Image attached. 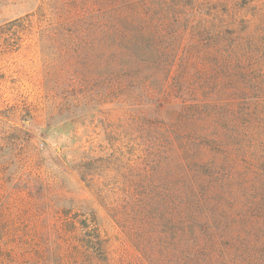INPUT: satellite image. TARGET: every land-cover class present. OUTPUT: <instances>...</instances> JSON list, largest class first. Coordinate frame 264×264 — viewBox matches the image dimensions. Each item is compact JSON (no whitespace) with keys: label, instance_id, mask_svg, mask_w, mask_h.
<instances>
[{"label":"trees","instance_id":"trees-1","mask_svg":"<svg viewBox=\"0 0 264 264\" xmlns=\"http://www.w3.org/2000/svg\"><path fill=\"white\" fill-rule=\"evenodd\" d=\"M214 7L213 0H92L82 14L66 10L63 22L29 14L2 32L10 40L59 37L60 53L96 61L100 99L147 118L150 172L163 157L178 177L149 184L145 197L157 196L162 227L176 230L177 264L264 261L263 46L227 36ZM142 204L137 222L154 210ZM87 221L57 230L52 245L0 248V264L50 263V255L102 264V240L86 235Z\"/></svg>","mask_w":264,"mask_h":264},{"label":"rangeland","instance_id":"rangeland-1","mask_svg":"<svg viewBox=\"0 0 264 264\" xmlns=\"http://www.w3.org/2000/svg\"><path fill=\"white\" fill-rule=\"evenodd\" d=\"M213 2L227 36L258 39L264 53V0ZM91 3L0 0V248L52 245L57 230L88 220L86 235L102 240V264H177L176 230L162 227L166 214L157 196L145 197L149 184L178 177L175 163L163 157L150 172L147 118L100 99L96 61L60 53L59 37L10 40L2 33L26 15L63 22L66 10L82 14ZM220 18L215 24L222 25ZM141 204L154 207L145 222L136 221ZM50 259L32 264H75Z\"/></svg>","mask_w":264,"mask_h":264}]
</instances>
